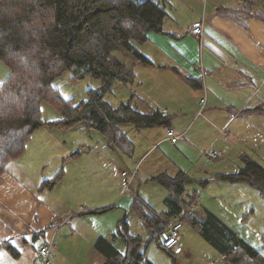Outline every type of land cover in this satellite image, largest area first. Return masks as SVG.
Returning <instances> with one entry per match:
<instances>
[{"label": "crops", "instance_id": "obj_1", "mask_svg": "<svg viewBox=\"0 0 264 264\" xmlns=\"http://www.w3.org/2000/svg\"><path fill=\"white\" fill-rule=\"evenodd\" d=\"M258 1L212 0L203 5V13H197L193 19H174L171 27H164L167 33L149 34L147 42L159 47L160 52L142 51L150 63L135 67L136 79L132 82L134 89L129 103L143 112L160 110L174 116L171 125L159 126L158 132L154 127L138 129L134 126V136L130 137L136 144L135 151L136 138L146 140L148 147L139 156L135 152L128 160L131 163L103 139L99 144L87 141L83 146L90 149L83 151L79 149L82 144L72 141L67 150L69 154L78 152V157L94 156L99 149L91 147H97L105 152L109 161L102 162L94 156L89 163L79 165L73 164L74 158L63 166L64 176L52 189H42L41 185L61 168L60 160L67 154L53 162L55 158L47 157L46 153H42L44 157H38L40 154L37 153L36 165H23L37 189L10 167L0 175V264H40L38 237L53 241L51 264H104L105 256L96 247V242L101 237L108 240L113 237L104 235L103 228L92 221L93 217L114 209L118 221L127 213H131V218L135 212L131 207L138 195L158 212L169 211L157 209L151 192L143 191L140 167L137 169L140 161L144 163L155 153L154 163L144 171L148 184L155 181L153 176L162 172L171 175L180 170L188 172L186 163L198 166L204 157L209 159L205 151L210 148L221 153L216 162L218 165H225L231 159V154L228 155L231 150L227 147L234 148L232 145L237 146L232 156L244 159L246 143H242V148L238 145L264 118L261 116L264 115L261 111L264 108V13ZM257 7L259 13L252 15ZM197 22L203 23L202 35L191 32ZM9 74L10 69L0 60V84ZM187 78L201 80L202 87H192ZM238 119L241 127L237 126ZM78 125H85L87 129V132L82 131L83 135L91 133L85 123ZM168 128L181 135L176 143L170 141ZM224 130L228 132L227 136L222 133ZM56 133L50 131L59 138ZM230 138L228 144L226 140ZM26 155L14 163L17 166L23 164ZM71 166L74 167L70 169ZM124 166L128 174L134 175L128 191ZM138 178L141 182L137 186L135 180ZM187 190L185 185L184 195ZM128 192L130 196H127ZM163 193L166 198L167 190ZM194 194L200 196L196 191ZM184 203L183 206L186 199ZM111 234L113 236L114 231ZM180 243L184 251L182 237Z\"/></svg>", "mask_w": 264, "mask_h": 264}, {"label": "trees", "instance_id": "obj_2", "mask_svg": "<svg viewBox=\"0 0 264 264\" xmlns=\"http://www.w3.org/2000/svg\"><path fill=\"white\" fill-rule=\"evenodd\" d=\"M167 15L161 0H0V60L10 69L0 84V175L25 153L32 134L43 126L71 129L85 123L102 133L110 146L129 156L135 153L136 144L122 124L131 123L138 129L170 126L174 114L143 112L130 103L116 106L105 98L116 82L128 84L136 79L138 64L150 63L139 45L146 43L152 32L167 33ZM67 72L71 80L91 76L99 78L101 84L88 90L86 100L66 99L52 81ZM187 80L194 88L202 87L199 79ZM44 101L60 112L59 118H43ZM261 111L264 113V108ZM243 160L245 164L238 172L217 177L247 181L264 193V166L248 156ZM63 176L62 167L44 180L41 188L52 189ZM152 179L163 184L172 196L180 194L183 198H167L173 205L167 212H158L140 195L134 198L132 211L156 235L153 239L160 240L167 220L187 207V203L183 206L185 185L197 180L185 170L175 175L162 172ZM209 181L198 180L202 185ZM193 211L184 216V222L192 221L226 261L264 264V255L213 213L208 211L204 220H196ZM130 214L117 222L113 240L101 237L96 242L105 256L104 264H154L147 257L143 237L130 230ZM116 239L124 242V252L114 243ZM161 246L166 249L162 240ZM9 248L15 253L12 246Z\"/></svg>", "mask_w": 264, "mask_h": 264}, {"label": "rangeland", "instance_id": "obj_3", "mask_svg": "<svg viewBox=\"0 0 264 264\" xmlns=\"http://www.w3.org/2000/svg\"><path fill=\"white\" fill-rule=\"evenodd\" d=\"M161 1L166 4V9L168 11V15L164 21V27L167 28L171 27L174 19H177L178 21H189L190 19H193L197 13H203V5H206L207 2H211L212 0H202V2L201 0ZM234 1L235 0H230L231 3ZM258 4L264 13V0H259ZM237 6L241 9L243 8L239 5ZM259 7H257L252 12V15L259 13ZM245 14L248 15L250 13L245 12ZM139 48L144 52L147 50L160 52V48L155 47L152 42L140 44ZM170 50L175 51L176 48H170ZM100 84L101 81L99 78L91 76L84 79L71 80L70 72H67L61 77H58L52 81V86L58 89L59 94L62 97L75 100V102L86 100L88 97V90L97 88ZM133 89L134 85H132V82L128 84L116 82L112 90L105 95V98L116 106L122 103L128 104L132 98ZM202 105L204 106V102H202ZM41 107L44 119L52 120L59 118L60 112L52 104L44 101ZM261 116L264 117V115ZM261 120V123L255 124L256 130H251L249 133H247L245 141L239 143L238 146L242 148L241 145L245 142L246 149H244L247 153L246 156H248L251 160L258 161L264 166V118ZM240 121V119L236 121L238 127L242 126ZM84 126L85 125H78V127H75L74 129H59L43 126L37 129L34 131L31 139L26 145V147L29 146V148H26L24 153L27 154L25 162L23 164L20 163L18 166L16 163L12 162L8 167H10V169H12L22 180L26 181L27 184H29L34 189H37L36 183L32 178L28 177L27 173L24 171L26 169L23 167L24 164L26 165L29 163V165H36L37 162H34V158L37 153L40 154L37 155L38 157H41L46 153L47 157L52 159L55 158L53 162H58L56 158L60 159L62 156L67 154L65 159L63 158L60 160L61 168L66 166L70 161L72 162V159L74 158L75 163L73 164L79 165H83L82 163H89V161H91L94 156L96 159H100L102 162L109 161L105 152H101L102 150L97 147H91L93 149H99V152L98 150L95 151L97 154H94V156L84 154L81 157H78L77 155L73 154L74 152L69 154L70 151L68 152L67 150H69L70 142L72 141H78L80 144H82V146L79 148L81 151H83L85 148H89V146H83V144L85 145L87 141L97 144H99V140L102 139L106 142L108 141L102 133L94 129L88 130L91 132L88 134V136L83 135L82 131L87 132V129ZM122 127L128 132L130 136H134L133 124L124 123L122 124ZM154 128L157 130V132L161 129L159 126H155ZM53 130L58 132V134H56L59 138L50 134V131ZM136 139L138 146L137 150L135 151V155L139 156L147 149L148 142L141 138ZM231 139L232 138L226 140V142L229 144ZM232 146H234V148L227 147L228 150H231L228 153L229 157L231 154V159H229L225 165H218V163H216L218 162L219 158L208 159L205 157L202 161H200L198 166L192 167V164L186 163L189 165L188 168H186L188 169L189 174L197 180L186 184V188L188 189L186 192L187 194H194L196 191L200 194L198 198V207L196 208L197 210L195 209V211L192 213L196 220H204L208 211L213 213L222 223L226 224L239 237L244 239L247 243L252 245L257 251L264 255V193L262 190L252 186L247 181L240 180L232 182L228 180H222L217 177V175L221 173L238 172L245 164L242 158L232 156L237 151V146ZM58 153L60 154L58 157H56ZM123 156L128 163H131L128 160L132 159V155L129 156L123 154ZM154 158L155 153L144 163H142V160L140 163H138L139 165L137 164V169L140 167L141 171L140 175L141 181L143 182V191L146 190L151 192L152 198L154 199L153 205L157 209L171 210L173 205L170 202L168 203L167 198L171 197V199L174 198L175 201H181V195L174 194L172 196L170 190L167 188L164 189L165 186L160 190L163 184L157 180L150 181L148 184L145 182V168L154 163ZM74 166H71L70 169H72ZM214 168L216 170L213 171ZM46 169L49 170L48 168ZM123 170L126 172L128 171L125 166L123 167ZM203 179H211V181H209L206 185H202L198 182V180ZM123 180L125 182V178H123ZM141 181L138 178L135 180V184L138 186L139 182ZM124 186H126V183H124ZM166 190L167 195L165 196L166 198H164L163 192ZM130 195V192H128L127 196ZM74 196L77 197V195ZM113 210L114 209H111L100 215H97L93 217L94 220H92L96 225L99 226V228L100 226L103 228L101 231H104V235L108 236L110 239L113 237L111 234L112 231H116L117 221L119 219L116 216L117 211ZM128 220L130 224V230L134 234L141 235L143 237L144 248L146 249L147 257L154 264H234L226 261L225 256L213 243L208 241V239L199 232L192 221L185 220L181 231L182 242H184V251L182 250V252L178 255H173L167 249H164L161 246V239H153L156 238V235L146 227L138 213L134 212L133 216L128 218ZM86 229L88 232H91L88 227ZM114 243L120 250L123 252L125 251V244L121 239L114 240ZM52 260L53 255L51 256V262Z\"/></svg>", "mask_w": 264, "mask_h": 264}, {"label": "built area", "instance_id": "obj_4", "mask_svg": "<svg viewBox=\"0 0 264 264\" xmlns=\"http://www.w3.org/2000/svg\"><path fill=\"white\" fill-rule=\"evenodd\" d=\"M202 24V22L195 23L192 27L191 32L193 34L202 35ZM202 102H205V99H203ZM167 132L170 141L173 143H176L181 137V135L172 128H168ZM222 133L226 136L228 135V132L226 130H224ZM205 153L209 158H219L221 156V153L214 148L207 149ZM123 174L126 175L128 179V186L126 188V191H128L130 182L133 179L134 175L128 174L127 172H123ZM184 196L187 201L186 209H184L181 213L174 214L167 220V222L164 224L163 233L160 237L164 247L175 255H178L183 250L180 241L182 235L181 231L184 226V216L189 211H193L198 207L199 196L194 197L192 194H185ZM37 240L39 244L38 248L40 254V264H51V256L53 255L54 246L53 241H46L42 237H38Z\"/></svg>", "mask_w": 264, "mask_h": 264}]
</instances>
